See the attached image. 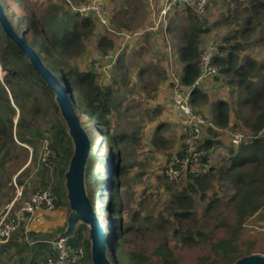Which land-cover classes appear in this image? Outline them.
Segmentation results:
<instances>
[{"label":"trees","instance_id":"trees-1","mask_svg":"<svg viewBox=\"0 0 264 264\" xmlns=\"http://www.w3.org/2000/svg\"><path fill=\"white\" fill-rule=\"evenodd\" d=\"M13 1L18 4L20 0ZM78 1L80 4H84V2L90 0ZM221 1L222 22H227L229 27L225 33L218 34V39L215 37L211 41L207 40V42H214L217 46V52L212 58V63L218 67V70L198 84H195V81L202 71L199 54L205 43H207L205 42L206 36L212 32L211 29L217 24H207L206 17L196 13L191 7L182 3H176L180 5H176L174 10L170 11L168 26L167 20L164 18H159L154 24V27L160 25L161 39L165 42V53L166 48L170 47L164 37L167 34V28H174L178 37L176 45L171 43L174 47V56L173 53H166L167 66L162 75L166 74L167 81L166 83L161 82L157 87L171 92L176 78L179 86L190 89L189 103L193 111L210 120L214 127H204L201 135L195 140L193 149H190L186 144V139L189 136L186 126L184 127L185 131L181 135L182 140L179 146L167 144V141L160 133H156L154 135L155 138L151 139L152 146L155 148L156 146L161 147L169 158L173 151L176 152L173 154V158L166 161H173L170 168L178 174L174 178L183 177L186 184L181 189H173L168 206L166 205L170 209L169 214H171L170 218H172V220L169 218L168 221H176V223H172L169 227L170 229L165 228L163 224H156L153 228H150L153 232V237H150V239L156 240L154 248L150 252L145 250V247H133L128 242L131 229L128 226L124 227L123 221H120L124 213L120 186L123 175L128 168L124 163L125 154H123L121 143L123 141H131L134 132L125 135L123 131L120 133L115 130L110 131V120L106 112L110 111L111 93L114 85L118 82L117 75L110 76L107 73L110 80L105 85H101L96 66V63L100 60L101 62L105 61V55L109 52H124L123 48L126 47L127 43L121 42L119 46L113 35L109 36L106 33H99L101 27L104 30L106 28L105 24L94 12L90 11L77 20L73 18L75 16L73 14L71 17L73 18L72 23L66 29L53 31L49 35L36 9L29 6V9L27 8L28 11L18 16L15 20L12 16L9 1L0 0V5L12 29L35 49L43 66L48 68L57 77L58 81L66 86L67 95H71L70 100L73 103L74 111L81 112L84 117L90 119V126L93 127L91 132L99 134L101 139L99 145L106 149L101 157L100 165L104 164V155H107L109 159L107 174L105 176L103 172L102 177L101 170L98 173L96 172L95 184L99 186L101 180L107 177L108 180H112L113 186L109 189L105 185L101 189L99 193L100 210L95 211L99 218L101 216L105 218L106 229L107 231L109 230L107 237L110 239L111 250L120 248L119 257L121 264H181L184 251L194 248L202 251L200 255L196 256L194 264H233L244 256L256 253L250 250L252 247H250L249 243L251 242H248L249 240L244 237V233L248 231L246 225L248 221L258 217L264 219V64H258L254 58L248 56L240 57L242 51L240 48L248 45V40H246V43H242L240 39L249 37L251 33H254L253 25H256V29L257 26L263 28L258 37L264 35V21L262 23L254 21V18H258L264 12H262L264 0ZM134 2L135 0H125L123 6H131V9L122 7V15L119 18L120 9L110 17V23L118 25L116 32L121 35L120 38L128 35L124 30H132L124 19H127L129 14L136 12L137 7ZM178 7L181 9V13L176 11V9H179ZM206 7L212 11L207 3ZM71 8L73 9V6ZM73 11L77 12L74 9ZM245 12H247V15H242ZM218 14L220 17V12ZM235 20L236 23H234ZM171 31L173 32V30ZM257 38L255 41H257ZM260 40L264 45V39L261 37ZM46 46H49L50 50H55L57 54H52L50 50H43ZM87 47L89 51L100 52V57L103 58L95 57L96 59H94L92 57L87 65L82 68L73 65L71 59L84 54L87 51ZM40 48L43 49L41 50ZM124 56V53L117 54L115 63L111 65L115 71L120 73L119 80L123 82L129 79L121 71L123 68H127ZM52 58L56 60V62L54 61L56 67L50 65ZM96 60L98 61L95 62ZM23 62L25 67L27 65L31 69L29 74H27V69L24 72L18 71L17 66H21ZM0 65L2 69L7 71V75L1 79L2 81L0 80V170L3 169L4 164L7 162L5 159L11 155L14 149L28 151V148L23 145L24 143L30 146L33 145L34 149L35 142L31 136L32 134H38V130L28 129L33 122V115L31 114L29 118L24 115L22 102L26 101L27 104L29 103L28 109L30 111L42 109L36 98L29 97V89L31 88L29 82H37L43 87L42 91L49 100V103L45 106L54 111L56 118L55 123H52L48 128L50 144L47 147L50 153L47 155L46 161H42V164H39L40 171L47 178L45 185L49 180L52 182L51 186L45 188L53 190L56 195V206L65 204L68 201L66 175L71 157L74 154V149L65 147L64 139L66 136L69 138V143L72 146L74 144L72 135L69 132L68 122L62 115L54 90L36 73L29 59L5 33L1 25ZM172 66L176 70V74L172 71L174 75L170 72ZM111 67L109 69L112 70ZM149 67L150 65L146 66V71ZM141 71H136L134 78L130 80H138L136 77H139ZM36 78H38L37 81ZM221 78L226 79L225 83L228 85L234 84L236 86V89L229 87L227 93L231 96V93L235 94V92H238L240 95L239 103L222 97L211 98L212 82H218L221 86L227 85ZM207 81H209V84ZM8 86L10 87V96L7 94ZM13 90L17 92L14 91L12 93ZM18 94L20 102L17 104L15 97L17 98ZM229 103H232V106L237 103V108L233 111V120L231 119ZM241 108L248 109V116L241 117ZM17 112L18 116H16ZM58 115L61 120L58 119ZM239 120H241L244 129L247 130L245 131L247 132L246 134L251 137L242 139L239 144L235 145L230 140L229 132L240 131L244 133V131L239 129ZM144 121H146L145 118ZM144 127H146V124L143 125V129H145ZM224 132H227L228 137L225 138L223 136ZM134 143H137V140ZM89 144L90 152L87 159L90 158L93 149L97 147V142L95 145L94 142ZM221 149L224 150L219 156L218 153ZM199 151H202L198 155L199 159L192 161L193 152ZM60 155L64 160L62 162L63 165L57 161L56 166L52 167L53 160ZM212 158L213 162H218V165L210 163ZM184 160L185 162L182 163ZM92 161H88L90 165H87L83 171V193L85 195H87L86 189L93 184L91 176L94 173L91 174V168H93L94 161ZM223 161L227 164H222ZM111 166L112 169L110 168ZM198 167H206V171H197ZM50 170L53 171L54 176L59 181L57 186L53 177L49 179ZM167 170L168 166L164 165L162 167V176L169 179L172 183H177L178 180L172 179ZM110 172H112V175L108 177L107 175ZM224 178L229 180V183L234 187L233 193L226 200L217 197L215 194L213 196L216 197L207 196L206 190L212 187L213 180H222ZM26 179L32 180L31 172L25 179H22L20 175L18 180L19 183L25 185V199L29 198L32 193L42 190L35 183L29 184L26 182L28 181ZM108 182L110 183V181ZM94 191L96 192L95 189ZM197 191H200L201 198L207 200L201 217H196L193 209L194 199L192 194ZM102 196L103 199L101 198ZM104 199H106L105 206L102 204ZM93 200L94 197L92 195L90 197L92 207ZM220 206H223V208H220ZM94 208L96 209V206ZM226 208L228 212H233V221H228ZM111 221L112 223H110ZM187 221L191 223L187 224ZM207 221H210V224L206 228L205 223ZM65 223L68 224L67 221ZM65 223L59 228V233L65 231ZM219 227L223 228V234L216 235L215 230ZM168 231H171L172 239L175 241L174 244H171L168 239ZM55 234L31 230L30 235L41 241H37L35 245H28L19 241L21 239L20 232H15L0 251V257L2 261L7 262L6 258L1 256V253H8L15 251L12 249H16L20 255L16 258L15 264L22 262L26 254H29L27 256L32 258L33 264H41L47 257L55 256L49 245L43 241L45 238L54 237ZM14 238L18 239L19 242L15 241ZM68 242L74 246H81L84 251V257L76 264H93L88 227L76 224L68 237ZM130 244L131 246H129ZM116 251L114 250V259L111 260L112 264H120L116 257L117 255H115Z\"/></svg>","mask_w":264,"mask_h":264},{"label":"rangeland","instance_id":"rangeland-1","mask_svg":"<svg viewBox=\"0 0 264 264\" xmlns=\"http://www.w3.org/2000/svg\"><path fill=\"white\" fill-rule=\"evenodd\" d=\"M8 1L10 3L12 16L15 20L18 16H21L22 14L27 12V8L29 6L36 9V11H38V13L40 14L39 17L43 20L44 28L46 29L49 35H51L53 30L61 31L63 30V26H68L69 24V21H64L63 0H50L49 2H46V0H20L18 4L13 0ZM91 1L92 0L88 1V3ZM124 1L125 0H98V3L102 4V6L105 8L104 19L106 20V24L104 23L106 29L104 30L101 27L99 29V33H106L109 36L113 35L116 43H119V46L121 42L127 43L126 47L123 48L124 52L118 51V55H120L121 53L125 54L124 61L127 65V68H123L121 71L126 74V76L129 78V81L126 80L123 82L122 80H119L120 73L118 71H115L111 66L106 69H102L101 67L105 63L110 62V60L112 59L115 63L117 56L105 59V61H102V64L101 60L99 62H97L98 60H96L95 62H97V72L100 78L99 82L101 85H105V81H103V76L105 78H109L106 76V73L110 74V76H113L114 74L117 75L118 82L114 85V92L111 97V99L113 98L112 106L110 108V111L106 113L108 119L110 120V131L112 132V130H115L117 133L123 131L125 135L134 132V135L132 136V138L134 137L133 142L131 138V141H123L121 143L123 154H125L124 163L128 166V168L126 169L127 171L123 175L122 183L120 186V194L122 196V206L124 211L123 215L120 218V221H123L124 227L128 226L129 229H131V234L129 235L128 242L131 243L133 247H145V250H149L150 252H152L156 240L154 241L150 239V237H153V232L150 228H153L156 224H163L165 228L170 229L169 227L171 226V224L176 223V221H168V219L171 217V214H169L170 209L169 207H167L168 201L171 199L170 194L171 192H173V189H181V187L185 186L186 182L183 177H179L177 179L174 178L178 174L173 169H170L173 164V161H166L167 159L173 158L172 156L176 152L173 151L169 158L161 147H153L150 141L151 139H153L156 133H160L162 137L167 141V144L179 146V143L182 140L181 135L185 131V126L183 124L182 118L178 116L174 111L175 109L172 101V91L168 92L166 90H163L161 87H157L158 85H160L161 82L166 83L167 81L166 74L164 73V75H162V72H164L163 60L157 59L153 62L151 60V57L148 56V61H146V52L149 53L153 51L152 47L155 46L154 41H156V36L154 34L158 33L159 30V28L151 30L154 27V25H151L153 20L152 18L154 16V11H156V7L160 6L162 0H135L134 4L137 7L136 12L129 14V17L127 19H124L128 27L132 28V30H124L128 35L123 36V38H120L121 35L116 32L118 25H112L110 23V16L116 8L120 9L118 18L122 15V7L131 9V6H122ZM217 1L222 3L221 0H208L207 5L210 6L212 2ZM224 1L227 2V0ZM80 5L82 4H79L77 6L73 5L74 10L77 11V8ZM263 11L264 8H262V12ZM213 14L215 13H212V11L208 10L206 7V10L202 15L207 18V24L211 22L210 17L213 16ZM80 15L81 14H79V17H81ZM165 15L160 16V18L165 19ZM242 15H247V12L243 13ZM53 17H56L60 22H62L63 26L60 23H52ZM254 21L262 23L264 21V12L258 18H254ZM65 22H67L66 25ZM234 23H236V20L234 21ZM253 27L254 33H251L252 36L250 34L249 37H242L240 39V42L242 43H246V40H248V45L244 46L243 48H240L242 49L240 57L248 56L254 58L258 64H264V45L260 40L261 37L262 39H264V35L258 37L260 35V32L263 31V28L257 26L256 29V25H253ZM172 30L174 33H172L171 31L169 33L167 31V34L164 37L167 39L168 46H170L172 50L171 54L173 53L174 56V47L171 43H174L176 45L178 43V37L174 28ZM132 32L134 33L132 34ZM256 38L257 41H255ZM210 39H213V37L211 36V32L206 36L205 41ZM40 49L42 50L43 48ZM50 49L51 48H49V46H46V48H44L43 50L48 51ZM50 52L54 55L57 54L55 50H50ZM96 53L97 52L95 50H90L88 53L82 54L71 59V63L79 68H82L87 65L89 59L91 60L92 57L94 59L98 58L97 56H95ZM54 61L56 62L55 58H52L50 61V65L56 67ZM146 65H150V69H148L147 71ZM110 67L112 68V70L109 69ZM100 68L102 71L100 70ZM17 69L21 72H24L27 69V74L31 72V69L27 65L25 67L24 62L21 64V66L18 65ZM139 70L142 71L140 72L139 77H136V79L138 80H130L134 78V75L137 73L136 71ZM172 71L176 74L174 66H172V68L170 69V72L172 73V75H174ZM6 75L7 71L2 69L0 65V80ZM37 80L38 78H36V81ZM108 80H110V78ZM154 80H156V82H154ZM225 80L226 79H222L224 83ZM29 85L31 87L29 89V97L36 98V101L42 107V109L39 108L38 111H30L28 109L29 103L27 104V102L25 101L24 103L22 102V112L27 118H29L31 114L33 115V122L28 127V129H37L38 134H32L31 136V138L35 142L34 149L32 147L33 145L30 146L24 143L23 145L28 148V151L14 149L11 155H9L5 159V161L7 162L4 164L3 169L0 170V209L12 200L11 198L13 197V188L9 185V181L13 176H15L17 180H19L20 175L22 176V179H25L31 172L32 180L29 181V179H26L28 180L29 184L35 183L38 188L42 189L47 186H51L52 184V182L49 180L45 185L47 178L45 177L44 173L40 171L39 164H42V161H46V146L50 144V133L48 128L52 123L54 124L56 121L55 113L51 108L49 109L45 106L47 103H49V100L42 91L43 87L37 82L35 83L33 81H30ZM151 87L152 89H150ZM229 87H232V89H236V86L234 84L220 86L219 83H214L211 87V98H226V92H228ZM9 89L10 87L8 86L7 94L10 96L11 93ZM130 90L132 91L131 93L128 92ZM14 91L17 92L16 90H13L12 93H14ZM18 96L19 94L17 95V98L15 97L17 104L20 102ZM239 97V93L235 92L234 96H227V99L239 103ZM237 103L234 104V106H232V103H229L232 120L234 119L233 111L237 108ZM139 109L140 111H138ZM17 111H19V109H17ZM74 112L76 114L78 126L83 131L88 142H94V145L97 142L96 149H93L90 158L87 159L84 166L85 168L87 165H90V162L88 163L89 160L94 161H92L93 168H91V174L94 173V175L91 176L93 184L86 189L87 195H84L88 199L91 206L92 202L90 201V197L93 195V209L98 219H101L100 223H103V230L107 238V232L109 230L107 231L106 229L105 218H102V216L99 218L96 211L100 210L99 193L101 189L105 185H107L109 189L112 188L113 182L112 180H108V178L106 177L101 180V184L98 186L95 184V173H98V171L100 172L101 170V176L103 177V172L106 176L107 168L109 166V159L107 155H104V164L100 165L101 157L105 153L106 149L99 145L101 142L99 134L97 132V134L91 132L93 127L90 126L91 121L89 118L84 117L83 113L81 112ZM248 114V109L241 108V117L248 116ZM16 116H18V112ZM144 118L146 119V121H144ZM58 119L61 120L59 115ZM239 122V129L241 131H244L243 134L245 135L247 133L245 131L247 130L244 129L241 120H239ZM143 123L146 124L145 129H143ZM88 131H90V133H88ZM223 136L225 138L228 137L227 132H224ZM64 140L66 148L74 149V144L72 146V144L69 143V138L67 136ZM136 140L137 143H134ZM223 150L224 149L220 150V152L218 153L219 156L221 155ZM57 161L61 162L62 164V162L64 161L63 157L61 155L57 156L53 160L52 167L56 166V164L58 163ZM210 163L218 165V162H213V158ZM222 164L227 163L223 161ZM164 165L168 166L167 173L171 175L172 179L178 180L177 183H172L169 181V179L162 176V167ZM111 173L112 172H110L107 176L111 177ZM51 177H53L54 183L57 186L59 181H57V178L54 176L52 170H50L49 179ZM107 181H110V183H107ZM212 183V187L206 190V194H208L207 196L209 197L217 196L219 198H222L223 200H226L227 197L231 195L234 191V187L229 183V180L225 178L222 180H213ZM94 189L96 190V192L94 191ZM214 194L216 196H213ZM102 195H104V193H102ZM192 195L194 199L193 209L196 213V217H201L203 207L207 200L200 197V191H197ZM101 198L103 199V196ZM105 203L106 199L102 201V204L104 206ZM17 204L18 201L15 202L14 206H16ZM94 206H96V209L94 208ZM220 208H223V206H220ZM72 211L73 210L70 208L68 201L65 204L56 206L55 209L52 211H46L43 216L46 219V216L50 215V219H44V221H46L47 223H45L50 226L49 228L47 227V225L45 226L48 229H38L43 232L59 234V228L63 225L56 224L57 221H62V219L63 221H67V218ZM226 214L228 221H233V212H228L226 208ZM170 220H172V218H170ZM34 223L36 224V222ZM34 223L31 224L30 231H36L33 227ZM110 223H112V221ZM186 223L190 224L191 222L187 221ZM76 224H82L85 227H88V225L82 220L79 221L75 219V225ZM209 224L210 221H207L205 223V227L207 228ZM246 225L248 231L244 233V237L249 240L248 242H251L249 243L250 247H252L250 248V250L258 254L264 255V219H260L258 217L256 219L248 221ZM67 226L68 224L65 223V230ZM215 233L216 235L223 234V228H217L215 230ZM14 239L17 242H24L22 236V240L20 239L18 241V239ZM168 239L170 240L171 244L175 243V241L172 239L171 231H168ZM131 244L129 246H131ZM12 250L15 251H11L8 253L2 252L1 256L3 258H6L7 260V262L3 261L2 264H15V260L20 255V253L16 249ZM114 250L118 251V253L116 251L115 255H117L116 257L119 260V263L121 264L122 262L119 257L120 248H114ZM114 250L111 251V255L109 256L110 261L114 259ZM201 253L202 251L197 250L196 248L185 250L184 257L181 260V264H194L196 256L200 255Z\"/></svg>","mask_w":264,"mask_h":264},{"label":"built area","instance_id":"built-area-1","mask_svg":"<svg viewBox=\"0 0 264 264\" xmlns=\"http://www.w3.org/2000/svg\"><path fill=\"white\" fill-rule=\"evenodd\" d=\"M175 2H181L182 4L191 7L196 13L203 14L206 10L207 0H166L165 5L160 11L161 16L165 15ZM90 11L96 13L102 23L106 24V20L104 19L105 8L102 4L98 3V0H92L89 3L87 1L77 8V12L81 14V16L86 15ZM216 52L217 46L215 43H205L201 53L199 54L202 71L196 79L195 84H198L200 81L217 72L218 67L212 63V58ZM117 54L118 51L109 52L105 55V57H116ZM113 63L112 59L110 63L103 65L102 69L108 68ZM190 94V89L182 88L179 86L177 80L174 81L172 90L174 111L182 118L183 124L187 128L189 136L186 139V144L190 149H193L194 142L201 135L204 127H214V124L210 120L193 111L189 103ZM229 136L231 142L235 145L239 144L242 139L251 137L249 134L244 135L240 131L229 132ZM46 149L47 156L49 155L50 150L47 146ZM201 153L202 151L193 152L192 161H197L199 159L198 155ZM183 162H185V160L182 161V163ZM197 171L205 172L206 167H198ZM9 185L13 188L12 200L0 209V250L12 237V235L18 231L24 239V242L28 245H35L37 241H41L40 239L30 235V226L32 223L39 222L41 220L42 211H52L56 207V195L50 188L36 191L32 193L29 198L25 199V185L19 183L15 176L11 178ZM16 201H18V204L14 206ZM68 237L69 236H61L58 234L54 237L43 239V241H45L54 252L55 256L47 257L41 262V264H76L79 260H81L84 257L82 247L71 245L68 242ZM2 263L3 261L0 257V264Z\"/></svg>","mask_w":264,"mask_h":264},{"label":"water","instance_id":"water-1","mask_svg":"<svg viewBox=\"0 0 264 264\" xmlns=\"http://www.w3.org/2000/svg\"><path fill=\"white\" fill-rule=\"evenodd\" d=\"M0 25L5 33L16 43L19 50L29 59L40 77L54 90L62 115L68 122L69 132L73 138L74 154L71 157L66 175L67 199L73 211L67 218L68 226L66 230L61 232L60 235L69 236L74 229L75 219L82 220L88 225L92 263L112 264L109 259L112 251L110 239L109 237L106 238L103 226L83 193V171L90 152V144L78 126L72 101L67 95V88L58 81L57 77L48 68L43 66L35 49L12 29L1 5ZM233 264H264V255L255 253L244 256Z\"/></svg>","mask_w":264,"mask_h":264},{"label":"crops","instance_id":"crops-1","mask_svg":"<svg viewBox=\"0 0 264 264\" xmlns=\"http://www.w3.org/2000/svg\"><path fill=\"white\" fill-rule=\"evenodd\" d=\"M50 0H46V2H49ZM165 2H166V0H162V3L160 4V6H158V7H156V11H154V16H153V20H152V23H151V25H154L157 21H158V19L160 18V16H161V14H160V11H161V9L163 8V6L165 5ZM63 6H64V21L66 20L67 22L69 21V24H68V26L72 23V20H73V18H75L76 20L77 19H79V18H81V17H79V13L77 14V12H74L73 11V9L71 8L73 5H79L80 3H79V1L78 0H63ZM174 4V3H173ZM176 5H180V4H174V5H172L170 8H169V10L167 11V13H166V15H165V19L167 20L168 19V17H169V15H170V11L173 9L174 10V8H175V6ZM122 6H123V4H122ZM179 9H176V11H178V12H180L181 13V9H180V7H178ZM209 8L212 10V13H215V14H213V16H211L210 18H211V22L209 23V24H212V23H216L217 25L216 26H214L212 29H211V36L213 37V38H217L218 39V34H220V33H225L226 31H227V28L229 27V25L227 24V22H222V19H223V17H222V15H221V12H222V3L221 2H212L211 4H210V6H209ZM221 9V10H220ZM118 10V8H116L115 10H114V12L111 14V16L115 13L116 14V11ZM220 12V17H219V19H217L218 18V13ZM59 14H60V12H59ZM75 15L73 18H71L72 17V15ZM110 16V17H111ZM79 17V18H78ZM68 18V19H67ZM157 20V21H156ZM67 22H65V25H66V23ZM52 23H60V24H62V22H60L56 17H53L52 18ZM62 26H63V24H62ZM160 25H158V26H155V27H153L151 30H153V29H155V28H160L159 27ZM67 28V26H63V30L64 29H66ZM168 30V32L170 33V31L172 30V28L171 27H168L167 28ZM53 31H59V30H53ZM172 32V31H171ZM172 33H174V32H172ZM155 36H156V41H154V44H155V46L154 47H152V49H153V51H151V52H149V53H147L146 52V61H148V56L149 57H151V60L154 62L155 60H157V59H162L163 60V70L166 68V66H167V64H166V60H165V57H166V53L167 54H170L171 53V49H169L170 47H167L166 48V53H165V42L161 39L162 37H161V32H160V29L158 30V33H156V34H154ZM166 36V35H165ZM212 39H210V40H208V41H211ZM205 42H207V41H205ZM151 44H152V42H151ZM88 52H89V50H88V47H87V49H86ZM85 50V51H86ZM171 50V51H170ZM85 52V53H88V52ZM97 53L95 54V56H97V57H100V55H101V53L100 52H98V51H96ZM84 53V54H85ZM100 58H103V57H100ZM104 59H106V58H104ZM111 61V60H110ZM105 63V62H104ZM108 63H110V62H108ZM179 64H180V62H178ZM101 64H102V62H101ZM149 64H153V63H149ZM147 66V65H146ZM169 67V66H168ZM98 68V67H97ZM149 69H150V67H149ZM100 70H101V68H100ZM148 70V69H147ZM102 71V70H101ZM107 76V75H106ZM108 77V76H107ZM108 79L109 78H105L104 76H103V81H105V84L108 82ZM205 80V79H204ZM207 83L209 84V81H207ZM214 83H216V84H218V82H212L211 83V86H213V84ZM221 86V85H220ZM113 92H114V88H113V91H112V93H111V97H112V94H113ZM131 93V92H130ZM231 96H234V94L233 93H231L230 94ZM227 96H229L228 95V93L226 92V99H227ZM232 98H234V97H232ZM112 101H113V98L111 99V102H110V107H109V109L111 108V106H112ZM107 113V112H106ZM145 128V127H144ZM50 213V212H49ZM45 214V211H42V218H41V220L39 221V222H36V224L34 223V225H33V227H34V229L36 230L35 232H40V230L38 229V228H40V229H45L46 227V221H44V215ZM47 218L46 219H50L49 217H50V215H48V216H46ZM45 219V220H46ZM44 221V222H43ZM46 222V223H45ZM64 222L65 221H63V219H62V221H57V223L56 224H61V225H63L64 224ZM49 226L50 225H47V227L49 228ZM48 228H46V229H48ZM65 230V229H64ZM60 234V233H59ZM70 236V235H69ZM5 246V244L3 245V247ZM2 247V248H3ZM1 248V249H2ZM1 251V250H0ZM1 255H2V253H1ZM19 264H33V260H32V258L30 257V256H27L26 255V257L24 258V260L22 261V262H20Z\"/></svg>","mask_w":264,"mask_h":264},{"label":"clouds","instance_id":"clouds-1","mask_svg":"<svg viewBox=\"0 0 264 264\" xmlns=\"http://www.w3.org/2000/svg\"><path fill=\"white\" fill-rule=\"evenodd\" d=\"M112 169V166L110 167ZM114 250V249H113Z\"/></svg>","mask_w":264,"mask_h":264},{"label":"bare ground","instance_id":"bare-ground-1","mask_svg":"<svg viewBox=\"0 0 264 264\" xmlns=\"http://www.w3.org/2000/svg\"><path fill=\"white\" fill-rule=\"evenodd\" d=\"M72 106H73V103H72Z\"/></svg>","mask_w":264,"mask_h":264}]
</instances>
